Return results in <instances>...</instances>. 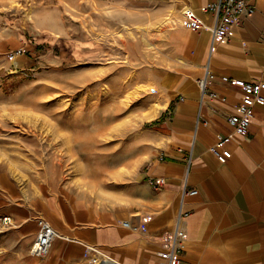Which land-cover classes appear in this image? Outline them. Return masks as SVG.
Here are the masks:
<instances>
[{
    "label": "rangeland",
    "instance_id": "rangeland-1",
    "mask_svg": "<svg viewBox=\"0 0 264 264\" xmlns=\"http://www.w3.org/2000/svg\"><path fill=\"white\" fill-rule=\"evenodd\" d=\"M178 20L166 0H0V193L132 215L185 65Z\"/></svg>",
    "mask_w": 264,
    "mask_h": 264
},
{
    "label": "crops",
    "instance_id": "crops-1",
    "mask_svg": "<svg viewBox=\"0 0 264 264\" xmlns=\"http://www.w3.org/2000/svg\"><path fill=\"white\" fill-rule=\"evenodd\" d=\"M166 1L180 15L190 7L212 23L203 9L213 0ZM253 4L254 15L233 27L229 40L212 45L208 31L180 25L169 33L185 65L160 104L168 116L157 124L160 149L142 174L152 188L141 186L133 216L100 213L62 197L25 200L7 188L0 193V217L11 224L3 228L0 264H79L89 246L115 264H157L160 239L179 214L185 234L180 264H264V102L254 105L247 135L235 134L227 122L243 97L232 80L260 83L264 97V0ZM207 70L208 88L225 102L202 97L197 81ZM219 136L226 141L219 144ZM213 146L225 162L210 153ZM159 178L164 184L154 188ZM39 216L60 236L42 259L28 253Z\"/></svg>",
    "mask_w": 264,
    "mask_h": 264
},
{
    "label": "built area",
    "instance_id": "built-area-1",
    "mask_svg": "<svg viewBox=\"0 0 264 264\" xmlns=\"http://www.w3.org/2000/svg\"><path fill=\"white\" fill-rule=\"evenodd\" d=\"M254 0H213L208 3L203 11L212 17V23H206L200 15H198L190 7L181 9L180 19L182 26L191 31H208L212 36V45L222 41L229 40L232 36V28L239 26L244 18H250L254 15L256 9L253 4ZM24 50H18L11 55L10 61L15 62V59L20 58ZM210 72L207 70L204 78L197 81L198 89L203 96L211 100L225 102V98L218 96L215 92L208 88V79ZM231 84L238 88L243 97L235 106V112L227 118L229 126L233 132L240 136H245L248 133L251 118L253 116L254 105L264 102V97L261 95V84L256 82H247L243 80H232ZM226 136H219V144L226 141ZM216 159L223 163L225 157L218 151L217 146L209 148ZM164 184V179H155L154 188H161ZM195 194V191L188 192ZM183 214L178 215V219L173 229L164 234L159 242L160 251L157 253V264H180V254L183 252V243L185 234L182 231L180 224ZM38 231L29 246L28 253L36 259L45 258L51 251L53 242L60 238L59 234L53 229L51 224L43 217L36 218ZM1 226L7 227L11 224L10 217H0ZM124 227H130V222L123 221Z\"/></svg>",
    "mask_w": 264,
    "mask_h": 264
},
{
    "label": "bare ground",
    "instance_id": "bare-ground-1",
    "mask_svg": "<svg viewBox=\"0 0 264 264\" xmlns=\"http://www.w3.org/2000/svg\"><path fill=\"white\" fill-rule=\"evenodd\" d=\"M179 25L181 26V28L185 29V30H189L185 27L182 26V22H179ZM159 111V105L154 106V110L153 113H156ZM78 144V150H83L84 148H86L89 145V142L87 140L83 141L82 144H80V142L76 143ZM114 163V160H113ZM89 250V252L91 253V255L94 256L93 258V264H115L112 261H110V259H108L105 255H103L102 253H100L99 251H97L96 249H94L93 247L89 246L87 248Z\"/></svg>",
    "mask_w": 264,
    "mask_h": 264
}]
</instances>
